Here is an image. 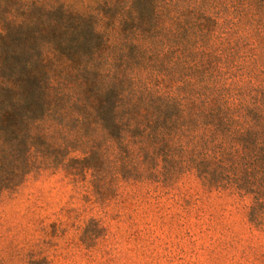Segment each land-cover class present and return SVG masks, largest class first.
Segmentation results:
<instances>
[{
    "label": "trees",
    "instance_id": "trees-1",
    "mask_svg": "<svg viewBox=\"0 0 264 264\" xmlns=\"http://www.w3.org/2000/svg\"><path fill=\"white\" fill-rule=\"evenodd\" d=\"M79 164L93 202H198L192 178L263 225L264 0H0V199Z\"/></svg>",
    "mask_w": 264,
    "mask_h": 264
},
{
    "label": "rangeland",
    "instance_id": "rangeland-1",
    "mask_svg": "<svg viewBox=\"0 0 264 264\" xmlns=\"http://www.w3.org/2000/svg\"><path fill=\"white\" fill-rule=\"evenodd\" d=\"M71 146L78 151L69 158H82L79 145ZM147 176L165 181V170ZM74 178L33 172L3 194L0 264H264V224L255 220L250 198L202 196L191 178L176 187L198 202L166 194L159 202L142 195L93 202L109 178L106 170L85 171L81 164ZM255 210L264 221V203Z\"/></svg>",
    "mask_w": 264,
    "mask_h": 264
}]
</instances>
